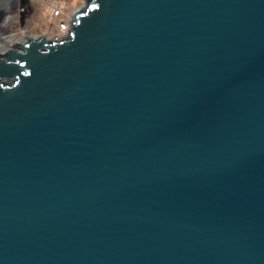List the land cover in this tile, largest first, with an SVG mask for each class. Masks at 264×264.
<instances>
[{"label":"water","instance_id":"1","mask_svg":"<svg viewBox=\"0 0 264 264\" xmlns=\"http://www.w3.org/2000/svg\"><path fill=\"white\" fill-rule=\"evenodd\" d=\"M85 2L0 55V264H264V0Z\"/></svg>","mask_w":264,"mask_h":264},{"label":"rangeland","instance_id":"2","mask_svg":"<svg viewBox=\"0 0 264 264\" xmlns=\"http://www.w3.org/2000/svg\"><path fill=\"white\" fill-rule=\"evenodd\" d=\"M15 1L11 9L9 8L10 18L4 26V33L8 35L3 39L4 36L1 37L3 43H7V39L11 40L9 44L2 45L5 48L14 41L16 44L24 42L27 37L34 39L43 37L45 42L56 41L63 35L59 24L68 21L86 6L85 0H25L27 12L22 24H19L17 10L24 6L19 7L18 2ZM2 46L0 43V47ZM2 51L0 50V53Z\"/></svg>","mask_w":264,"mask_h":264},{"label":"flooded vegetation","instance_id":"3","mask_svg":"<svg viewBox=\"0 0 264 264\" xmlns=\"http://www.w3.org/2000/svg\"><path fill=\"white\" fill-rule=\"evenodd\" d=\"M14 1L15 0H0V40H1L2 36L5 37V36L8 35V34L4 33V26H5V24H7L8 20L10 18L8 12H9V8L11 9ZM16 1L18 2V6L19 7L22 6V5L24 6V7H22V9H18L17 10V14H18V18H19L18 22H19V24H22L24 15L27 12V9H26L27 6L24 5V4H26V1L25 0L24 1L23 0H16ZM29 39L31 40V39H34V38H30V37L28 38L27 37L25 39V42L29 41ZM43 40H44V38H43ZM14 43H15V41L12 43V45L11 44L9 45L10 47L7 46V48H5L3 46L0 47V50H3L2 54L6 53V52H8L10 50H16L15 46H13V45H17V44L16 43L14 44ZM2 54H0V55H2Z\"/></svg>","mask_w":264,"mask_h":264},{"label":"built area","instance_id":"4","mask_svg":"<svg viewBox=\"0 0 264 264\" xmlns=\"http://www.w3.org/2000/svg\"><path fill=\"white\" fill-rule=\"evenodd\" d=\"M69 20L64 22L63 24H59V27L61 29V33L63 34L59 37L65 38L67 36V34L70 32L71 28H70ZM19 43H25V40H24V42H19ZM2 53H3V51H2ZM2 53H0V54H2Z\"/></svg>","mask_w":264,"mask_h":264},{"label":"bare ground","instance_id":"5","mask_svg":"<svg viewBox=\"0 0 264 264\" xmlns=\"http://www.w3.org/2000/svg\"><path fill=\"white\" fill-rule=\"evenodd\" d=\"M11 37H12V36H11ZM11 37H10V38H11ZM3 38H5V37H2V39H3ZM61 39H63V38L59 37V39H57V40H61ZM7 40H8L7 43H3V42L0 40L1 46H2L3 44L6 45V44H9V43L11 42V40H9V39H7ZM57 40H56V41H57ZM49 42H55V40H54V41H49Z\"/></svg>","mask_w":264,"mask_h":264}]
</instances>
